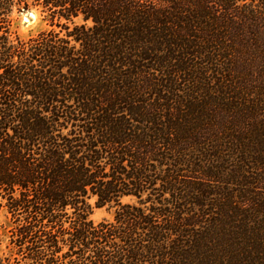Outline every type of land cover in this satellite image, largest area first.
<instances>
[{
	"label": "trees",
	"instance_id": "16d2710c",
	"mask_svg": "<svg viewBox=\"0 0 264 264\" xmlns=\"http://www.w3.org/2000/svg\"><path fill=\"white\" fill-rule=\"evenodd\" d=\"M1 212L0 264H264V7L0 0Z\"/></svg>",
	"mask_w": 264,
	"mask_h": 264
},
{
	"label": "clouds",
	"instance_id": "9594fccd",
	"mask_svg": "<svg viewBox=\"0 0 264 264\" xmlns=\"http://www.w3.org/2000/svg\"><path fill=\"white\" fill-rule=\"evenodd\" d=\"M257 5H259V8H257ZM17 7H19V11H17ZM67 7L68 5L66 4L65 9ZM232 7L237 10L243 8L246 12L249 8H251L254 12L259 13L261 8L264 7V4H262V0H232ZM62 11H64V9H60L59 6L51 8V11H49L48 8H44L37 4L24 8L22 5L17 6L13 3L10 5L9 17L13 20V28L20 35L24 36L46 29L48 27L49 18L61 26L65 24L68 25V31H71L74 26H83L85 30L92 29L94 27L93 18L91 16L85 18L83 12L76 11L75 15L69 12L67 17H65L61 14ZM52 13H55V16H52ZM60 35L63 36L64 33L60 32ZM9 43L12 45L16 44L14 37L9 38ZM71 44H74L76 48L80 47L79 43L74 40L70 41V46ZM12 62H16L15 56L12 57ZM33 63H35V61H33ZM249 96L254 97L255 92L251 93ZM65 158H67V154ZM224 264H227L226 258L224 260Z\"/></svg>",
	"mask_w": 264,
	"mask_h": 264
},
{
	"label": "rangeland",
	"instance_id": "374dc122",
	"mask_svg": "<svg viewBox=\"0 0 264 264\" xmlns=\"http://www.w3.org/2000/svg\"><path fill=\"white\" fill-rule=\"evenodd\" d=\"M35 33H37V32H33L30 35L35 34ZM21 36L27 37L29 35H27V36L21 35ZM122 201L123 202H134L135 199L133 197H124L122 199ZM112 216H113V208L108 207V206L93 207L92 214L90 215L91 219L95 222H98L102 219H112ZM8 229H9L8 220H7L4 212H1L0 213V255L7 252Z\"/></svg>",
	"mask_w": 264,
	"mask_h": 264
}]
</instances>
